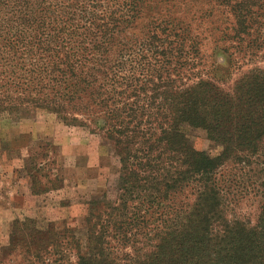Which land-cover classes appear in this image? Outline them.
I'll return each instance as SVG.
<instances>
[{"label":"trees","instance_id":"obj_1","mask_svg":"<svg viewBox=\"0 0 264 264\" xmlns=\"http://www.w3.org/2000/svg\"><path fill=\"white\" fill-rule=\"evenodd\" d=\"M215 13L224 29H203ZM263 18L264 0H0V117L52 112L120 165L116 198L88 202L85 242L16 221L21 240L41 241L24 242L29 264H264V168L245 179L264 158V69L227 91L201 68L206 33L242 45ZM193 130L220 152L196 149ZM254 191L252 226L229 208Z\"/></svg>","mask_w":264,"mask_h":264},{"label":"rangeland","instance_id":"obj_2","mask_svg":"<svg viewBox=\"0 0 264 264\" xmlns=\"http://www.w3.org/2000/svg\"><path fill=\"white\" fill-rule=\"evenodd\" d=\"M208 6L205 1L200 8L206 10ZM226 15L232 22V16ZM214 16L209 18L212 25L207 21L203 29L215 26L213 22L224 29L225 24L219 22L223 15L215 13ZM261 24L264 25V18ZM210 34L204 35L202 53L205 58L201 68L215 76L222 89L230 91L243 75L257 67L264 69V26L241 42L242 45L232 41L215 43ZM242 49L248 50L244 51L247 56L243 58L239 53ZM233 54L239 59L237 65L231 62ZM190 140L200 151L220 152L219 145L211 142L203 130L191 131ZM252 167L245 171L249 183H252L255 170L264 168V158ZM237 168L230 166L227 173L233 171L230 173L234 174ZM119 171L118 158L102 146L100 135L68 126L56 114L43 109L30 107L18 113H4L0 117V264L33 261L24 242L41 241L21 240L15 234L16 221L26 218L35 220L43 229L50 223L71 228L85 242L88 202L103 193L114 200ZM242 191L235 190L239 194ZM244 194L236 202L230 197L234 202L229 208L230 216L254 226L261 211V199L256 191ZM13 244L17 245L16 249ZM67 255L72 262L75 260L70 252Z\"/></svg>","mask_w":264,"mask_h":264}]
</instances>
